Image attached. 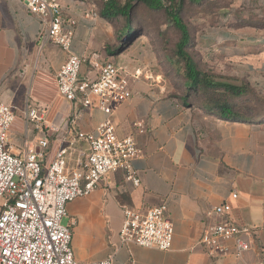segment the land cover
Segmentation results:
<instances>
[{
    "label": "crops",
    "instance_id": "obj_1",
    "mask_svg": "<svg viewBox=\"0 0 264 264\" xmlns=\"http://www.w3.org/2000/svg\"><path fill=\"white\" fill-rule=\"evenodd\" d=\"M66 18L76 21L72 53H99L133 75L131 96L113 106L110 120L119 138L133 136L140 150L132 162L140 185L134 187L122 172L104 176L86 198L67 206V217L77 220L86 232L83 244L72 248L78 262L110 256L114 264H256L264 261V116L251 121H231L209 115L187 104L182 94L169 86L162 73L152 72L150 59L118 41L117 20L99 16L100 0H60ZM94 10L98 17L91 19ZM40 21L15 0H0V102L15 109L9 141L20 154L24 139L48 135L51 153L75 138L76 133H95L106 119L94 105L61 101L55 75L66 54L53 44L41 47L37 40ZM89 70L81 68V75ZM264 89V72L248 78H232ZM96 104V102H94ZM48 108V120L58 133L23 127L25 107ZM135 123L147 132L138 134ZM77 145L85 149V144ZM232 192L237 199L232 200ZM166 204L173 225L170 249L159 251L135 245L120 248L118 231L125 208L145 211ZM228 203L230 217L253 233L244 238L251 249L240 259L232 255L209 257L199 245L203 227L213 221V207ZM108 229V231H107ZM74 240V235H73ZM91 241H99V253L86 254ZM91 257H94L93 259Z\"/></svg>",
    "mask_w": 264,
    "mask_h": 264
},
{
    "label": "built area",
    "instance_id": "obj_2",
    "mask_svg": "<svg viewBox=\"0 0 264 264\" xmlns=\"http://www.w3.org/2000/svg\"><path fill=\"white\" fill-rule=\"evenodd\" d=\"M40 21L37 40L41 47L53 44L66 54L55 75L59 99L79 104L84 110L96 108L106 119L95 133L78 132L75 138L51 153L48 135L24 139L20 154H14L9 141L17 116L15 109L0 102V264H114V257L78 262L72 248L76 221L67 225L69 203L88 197L101 179L122 172L134 187L140 185L132 162L139 156L133 136L119 138L110 120L113 106L131 96L130 78L116 64L103 60L99 53L77 56L71 51L76 21L66 18L60 0H15ZM88 17L96 19L92 10ZM89 70L81 75V68ZM96 102V104H94ZM46 107H25L23 127L58 133L59 126L48 120ZM138 134L147 132L143 123H135ZM83 142L85 149L78 147ZM232 200L237 194L232 192ZM228 203L211 210L213 221L203 227L199 245L211 258L228 255L240 259L251 249L244 237L253 233L230 217ZM173 225L166 204L145 211L125 208L118 231L120 248L135 245L167 251L172 245ZM256 264H264L260 261Z\"/></svg>",
    "mask_w": 264,
    "mask_h": 264
},
{
    "label": "rangeland",
    "instance_id": "obj_3",
    "mask_svg": "<svg viewBox=\"0 0 264 264\" xmlns=\"http://www.w3.org/2000/svg\"><path fill=\"white\" fill-rule=\"evenodd\" d=\"M133 18L137 25L133 27L135 36L130 44L121 45L132 47L137 54L150 59L148 68L162 73L169 86L182 94V81L173 68L179 66L170 59L178 33L166 21L163 11L150 12L135 4ZM182 18L192 38L190 53L199 69L220 79L248 78L264 72V0H202L197 4L183 0ZM116 24L120 32L123 23L118 19ZM251 87L264 98V89ZM70 221L71 218L65 217L62 224ZM80 222L76 220L72 242L76 251L77 241L82 245L86 232ZM89 244L86 254L99 253V241Z\"/></svg>",
    "mask_w": 264,
    "mask_h": 264
},
{
    "label": "trees",
    "instance_id": "obj_4",
    "mask_svg": "<svg viewBox=\"0 0 264 264\" xmlns=\"http://www.w3.org/2000/svg\"><path fill=\"white\" fill-rule=\"evenodd\" d=\"M189 1L197 4L202 0ZM135 4L150 12L163 11L166 21L178 33L170 59L179 66L173 68L182 81V96L187 104L197 105L205 113L224 120L246 122L264 116V98L248 82L220 79L198 68L190 53L192 38L182 18L183 0H100L99 16L112 21L120 19L123 23L118 33L121 44L129 43L135 36Z\"/></svg>",
    "mask_w": 264,
    "mask_h": 264
}]
</instances>
